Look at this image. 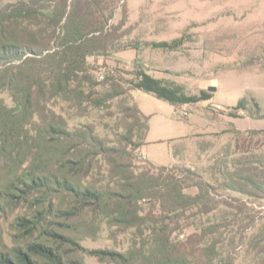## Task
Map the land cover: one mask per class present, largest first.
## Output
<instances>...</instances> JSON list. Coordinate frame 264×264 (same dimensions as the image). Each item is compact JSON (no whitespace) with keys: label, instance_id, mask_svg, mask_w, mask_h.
Returning <instances> with one entry per match:
<instances>
[{"label":"trees","instance_id":"16d2710c","mask_svg":"<svg viewBox=\"0 0 264 264\" xmlns=\"http://www.w3.org/2000/svg\"><path fill=\"white\" fill-rule=\"evenodd\" d=\"M118 6L125 15L126 0L0 5V95L11 100L0 97V225L12 215L11 245L0 232V264H86L85 256L108 264H264V207L251 200L264 202V150L243 140L264 137V129H233V150L208 157L203 173L140 160L150 115L131 89L176 109L211 94H187L138 65L91 66L90 56L137 49L118 42L124 17L109 25ZM183 42L181 35L146 44L175 50ZM263 58L264 46L235 69ZM234 109L262 117L245 97ZM92 111L97 123L88 121ZM102 233L114 246L82 245Z\"/></svg>","mask_w":264,"mask_h":264},{"label":"rangeland","instance_id":"374dc122","mask_svg":"<svg viewBox=\"0 0 264 264\" xmlns=\"http://www.w3.org/2000/svg\"><path fill=\"white\" fill-rule=\"evenodd\" d=\"M7 1L10 0H0V5ZM126 8L124 15L118 6L109 25H119L124 17L118 42L135 45L137 49L112 50L105 58L90 56L89 64L125 71L138 65L153 76L181 85L187 94L197 95L202 90L211 94L209 100L176 109L165 100L131 89L141 111L150 115L146 143L137 152L140 160L165 166L178 162L202 172L208 157L224 152L228 146L233 150V129L242 132L264 129V70L257 68L264 65V58L257 60L255 66L235 69L264 46V0H126ZM181 35L184 42L175 50L146 44ZM0 97L10 104L7 94ZM241 97L247 99L250 113L255 114L258 107L262 117L235 110ZM64 115L72 124L69 114ZM88 121L97 123L98 113L92 111ZM244 136V147L257 152L264 150L262 134ZM260 160L264 163V153ZM251 200L257 207H264L262 200L254 197ZM11 219L12 215L2 218L0 225L2 241L7 245H11L8 227ZM81 243L89 249L114 246L104 233L95 240L84 238ZM84 259L86 264H108L90 256Z\"/></svg>","mask_w":264,"mask_h":264},{"label":"built area","instance_id":"2783aa9c","mask_svg":"<svg viewBox=\"0 0 264 264\" xmlns=\"http://www.w3.org/2000/svg\"><path fill=\"white\" fill-rule=\"evenodd\" d=\"M103 76H104L103 72H102V71H100V72H99V76H98V77H99V79H102V78H103Z\"/></svg>","mask_w":264,"mask_h":264},{"label":"water","instance_id":"95a60500","mask_svg":"<svg viewBox=\"0 0 264 264\" xmlns=\"http://www.w3.org/2000/svg\"><path fill=\"white\" fill-rule=\"evenodd\" d=\"M209 89H210V90H214V87H213V86H210Z\"/></svg>","mask_w":264,"mask_h":264},{"label":"crops","instance_id":"0c3cea01","mask_svg":"<svg viewBox=\"0 0 264 264\" xmlns=\"http://www.w3.org/2000/svg\"><path fill=\"white\" fill-rule=\"evenodd\" d=\"M155 77H160L161 78V76H155ZM139 92V91H138ZM137 95H138V93H137ZM136 97V96H135ZM183 107V106H182Z\"/></svg>","mask_w":264,"mask_h":264}]
</instances>
